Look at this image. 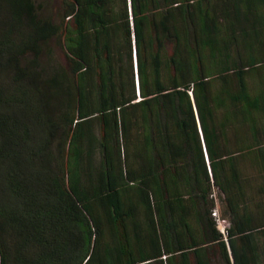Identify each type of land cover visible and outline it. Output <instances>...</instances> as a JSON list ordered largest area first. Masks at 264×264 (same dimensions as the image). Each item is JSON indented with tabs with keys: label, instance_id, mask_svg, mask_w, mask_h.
Instances as JSON below:
<instances>
[{
	"label": "trees",
	"instance_id": "1",
	"mask_svg": "<svg viewBox=\"0 0 264 264\" xmlns=\"http://www.w3.org/2000/svg\"><path fill=\"white\" fill-rule=\"evenodd\" d=\"M48 3L0 0V264H264V0Z\"/></svg>",
	"mask_w": 264,
	"mask_h": 264
},
{
	"label": "rangeland",
	"instance_id": "2",
	"mask_svg": "<svg viewBox=\"0 0 264 264\" xmlns=\"http://www.w3.org/2000/svg\"><path fill=\"white\" fill-rule=\"evenodd\" d=\"M47 1L49 2L48 3V11L50 12V14H52L54 16V14L56 13V11L59 8L61 0H47ZM49 46H51L50 53L46 54L45 56L42 57V62L47 66L53 65L55 63H64L62 51L59 48L60 43L57 40H53ZM213 195L215 196L216 208L218 209V213H219V216L221 218L222 204L218 199L219 193L216 190H214ZM221 220H222V218H221ZM222 221L223 222H221L220 228H227L228 223L224 220H222Z\"/></svg>",
	"mask_w": 264,
	"mask_h": 264
},
{
	"label": "built area",
	"instance_id": "3",
	"mask_svg": "<svg viewBox=\"0 0 264 264\" xmlns=\"http://www.w3.org/2000/svg\"><path fill=\"white\" fill-rule=\"evenodd\" d=\"M212 217L214 218V220L216 221V225H217V229L220 231V233H222L223 235H225V229L226 228H220V224L221 222H223L217 212L216 209L213 210L212 212ZM228 227V226H227Z\"/></svg>",
	"mask_w": 264,
	"mask_h": 264
},
{
	"label": "crops",
	"instance_id": "4",
	"mask_svg": "<svg viewBox=\"0 0 264 264\" xmlns=\"http://www.w3.org/2000/svg\"><path fill=\"white\" fill-rule=\"evenodd\" d=\"M216 210H217V212H218V209L217 208H215ZM219 214V213H218ZM226 221V220H225ZM227 222V221H226ZM228 223V222H227Z\"/></svg>",
	"mask_w": 264,
	"mask_h": 264
}]
</instances>
